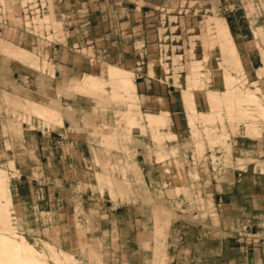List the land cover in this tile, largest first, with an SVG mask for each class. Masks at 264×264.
<instances>
[{
	"label": "rangeland",
	"instance_id": "obj_1",
	"mask_svg": "<svg viewBox=\"0 0 264 264\" xmlns=\"http://www.w3.org/2000/svg\"><path fill=\"white\" fill-rule=\"evenodd\" d=\"M20 1L27 5V15L33 21V33H27L25 36L27 39L21 42L25 45L19 46L20 42L14 44L6 39L1 41H7L13 47V51H19L21 48L28 54L25 57L9 55L10 57L29 61L35 66L39 59L46 64L49 44L62 41L63 35L67 37L68 33H71L70 30L75 29L74 34H78L79 25L74 21L72 13L76 14L80 7H73L69 2L65 5L63 0H48L49 4L42 0ZM134 2L166 4L164 7L147 9V13L154 19L152 20L154 26L150 28L156 29L155 32L160 35L157 46V49L161 48L160 54H155V45L151 40L144 43L141 38L136 39L138 41L134 39L131 44L136 47L135 51L140 53L149 43L145 55L141 56L138 53L135 56V61H138L135 65L137 69H130L131 66L124 64L119 65L114 57L113 61H110L112 64L108 65L105 64L109 62L107 59L100 58L98 60L100 65L104 68L105 66L117 68L122 78L114 81L108 73L102 77L85 74L82 77L85 90L80 93L74 89L73 92L77 96H87L88 102L85 107L90 118H95L99 114L103 116L100 123L88 117V122H85L83 127L88 128L85 133H89V136L84 134L80 136L76 128L67 130L65 137L66 143L88 142L97 150L95 157L98 166L89 165L86 169L87 175L94 182V186L88 190L94 192L95 196L87 199L83 205L88 210H101L103 215H97L95 222L88 217L87 228L90 230L89 234H93L98 226L96 221L101 220L102 224L110 223L111 218L105 213L109 214L111 209L117 206L120 209L128 208V215L125 213L120 219L127 220L131 217L136 228L146 225V229L151 231L152 238L154 236L152 264H155L157 257L161 261L160 264H217L204 259L202 253L213 246L215 252L217 250L220 252L218 244L201 242L206 241L205 235L221 236L222 233L218 232L217 228L222 224L227 226L228 221L222 220L223 217L217 212L218 201L211 188V174L214 169L207 166L208 161H221L223 165H234L237 169L244 170L247 167L242 166L240 156L245 158L244 161H250L252 157L250 153H247L246 157L240 154L238 142L234 143L237 137L261 136L260 143L264 144V45L258 48L260 55L256 56L254 66L244 65V70L227 20L231 22L250 20L248 23L250 29L254 35H257L258 31L264 41L262 28L255 29L261 23L256 22L254 18L259 13L264 14L261 7V3L264 6V0H121L122 6ZM139 3H136L137 6ZM4 4L7 5L6 0ZM7 9L8 7H5L4 10ZM124 9L126 11V8ZM14 10L16 15H19L21 8L16 7ZM109 15L111 14L107 13V16ZM175 15L177 17H174ZM103 22L102 31L112 33L110 23L106 24V20ZM113 30L115 32L114 28ZM31 35L35 36L33 41L30 39ZM75 35L71 33V37L76 38ZM69 44L67 38L66 46ZM21 46L30 49L33 54ZM117 47L124 48L120 43H117ZM34 54L40 55L37 57ZM206 56H210L211 59L210 73L206 74L201 63L199 75H191V66L202 62ZM74 63L77 65L76 61ZM147 69L152 77L174 85L181 92L182 103L184 95L194 94L197 104L195 105V99L191 105L183 103L190 125L189 133L183 137L185 140L183 147L187 159L191 162L186 159L189 166L186 167V174L180 185L166 186L165 189H161L162 191L157 185L144 184L138 162L143 156H138L136 151L138 143L145 147L142 155L154 153L160 158L163 156L161 151L165 149L160 147L163 146V140L175 138L169 132L162 133L164 128L169 130L166 126L169 120L168 112L163 111L157 121L149 120L148 115L143 114L138 104L134 77L147 73ZM71 79L79 82L77 72ZM43 81L39 78L38 84H42ZM18 82L26 87V79ZM16 85L18 89H22L17 82ZM243 93L254 95L249 105L241 102L239 95ZM30 104L41 105L46 109H36L32 114L31 110H27ZM70 109L72 108L66 105V110ZM23 122L31 128L45 131L59 123L62 125L59 108L47 98L45 89L42 93L34 94L0 90V178L3 181L0 185V233L12 239L24 236L25 241L40 253L41 262L45 264H115L110 261L109 249L101 239H90L81 245L78 254L77 251H71L70 254L66 252V243L65 245H57L51 241L48 243L43 237L45 231L41 234L31 230L30 216H26L20 210L17 213L11 210L8 201L9 183L7 173L4 171L6 169L3 168L5 164L1 160L6 156L3 147L8 149L12 142H18L20 139ZM207 147L210 148V153L206 152ZM258 154L264 156V152ZM170 155H174V151L170 152ZM255 170L256 172H253ZM255 170L251 168V174L262 177L264 181V163ZM78 207L80 208V204ZM35 217L33 215V218ZM47 220L48 218L40 216L34 221L33 227L41 226V223H46ZM240 225V231L226 238L230 239V245L238 247L248 257H252L253 251L257 254L259 251L262 253L264 222L245 219ZM191 228L195 230L191 231L193 230ZM179 229L184 232L185 239L179 238L182 234L178 232ZM47 233L56 242L59 236L63 237L62 233L53 231ZM192 244L196 246L191 247ZM1 255L0 264H15L12 262L13 259H4L5 256ZM247 264H251L250 261H247Z\"/></svg>",
	"mask_w": 264,
	"mask_h": 264
},
{
	"label": "crops",
	"instance_id": "obj_2",
	"mask_svg": "<svg viewBox=\"0 0 264 264\" xmlns=\"http://www.w3.org/2000/svg\"><path fill=\"white\" fill-rule=\"evenodd\" d=\"M42 1L49 4L48 0ZM63 1L65 5L66 2H69L73 7H80L76 14L72 13L74 21L79 25L78 34H74L75 29L70 30L76 38L71 37V33H68L67 37L63 35L62 41L49 44V56L46 59V64H43L39 59L35 66L29 61L0 53V90H17L34 94L42 93L45 89L47 98L59 108L62 119V125L58 124L46 131L31 128L23 122L18 142H12L8 149L3 147L6 156L1 161L5 164L3 168L6 170H3L7 173L9 183L10 208L14 213L20 210L21 213L30 216V229L41 234H44L45 231L46 236L43 235V237L46 242L51 241L57 245L66 243L67 253L77 251L78 254L83 243L97 238L106 243L112 263L152 264L154 236L152 238L151 231L146 229V225L136 228L131 217L127 220L120 219L121 215L125 213L128 215V208L120 209L117 206L111 209L109 214L105 213L106 216H110V223L102 224L101 220L96 221L97 229H94L93 234H89L87 218L91 217L95 222L97 215H103L101 210H88L83 205V202L85 203L87 199L95 196L94 192L88 190L94 186V182L87 175L86 169L89 165L98 166L95 157L97 150L88 142L74 143L71 141L66 143L65 137L67 130L76 128L79 130L77 133L80 136L83 134L89 136V133H85L88 128L83 127L84 123L88 122V117L90 118L85 107L88 102L87 96H77L73 92L74 89L79 92L85 90L86 87L82 83L83 75L93 74L98 77L107 75L106 66L104 68L98 63L100 58L107 59L109 62H105V64L108 65L112 64L110 61L112 62V57H114L119 65L124 64L131 66L130 69H137L135 65L138 61H135V56L140 51H135L136 47L132 46L131 42L138 38H141L144 43L150 40L152 43L154 42V52L160 54L161 48L157 49L160 35L155 32L156 29L150 28V26H154L152 24L154 19L149 15L150 13H147V9L164 7L166 4L164 2L156 4L134 2L122 6L121 0ZM4 2L5 0H0V41L6 39L14 44L21 43L27 39L25 36L28 35V32L29 34L33 33V21L27 15V5L26 3L22 4L20 0H6L7 5ZM136 3H139L138 6ZM5 7L8 9L4 10ZM16 7L21 8L19 15L15 13L14 8ZM261 7L264 9L262 3ZM89 8H96V10H89ZM107 13L111 15L107 16ZM254 18L256 22L261 23L255 29L258 30V27H261L264 33V14L259 13ZM103 20H106V24L110 23L112 33L102 31ZM249 21L246 19L243 22L227 20L244 70V65L254 66L253 62H255L256 56L260 55L258 48L264 45L258 31H256L257 35H254L250 29ZM70 29H72L71 26ZM34 37L31 35L30 39L33 41ZM67 38L69 46H66ZM117 43L122 44L124 48L117 47ZM20 45L25 44L21 43ZM148 45L149 43L141 49V56L147 53ZM26 49L30 51V49ZM31 53L33 54V52ZM34 55L39 57L40 54ZM75 61L77 65L74 63ZM76 72L80 78L79 82L71 79ZM146 72L134 77L138 104L144 111L168 112L169 120L166 126L169 130L164 128L162 133L169 132L175 138L163 140V146L160 147L165 149L161 151L163 156L160 158L154 153L142 155L145 147L138 143L136 151L138 156H143L139 158L138 162L144 184L157 185L162 191L161 189H165L166 186L180 185L186 174L185 170L189 164L184 153L185 140L183 137L189 133L190 125L184 111L181 92L174 85L149 75L148 69ZM23 78L26 79V87L18 82ZM39 78L44 80L41 82L42 84H38ZM16 82L22 89H18ZM194 99L195 105H197L195 95ZM66 105L72 109L67 111ZM102 118V114H99L90 119L100 123ZM260 137L240 135L234 142H238L241 155L246 157L247 153H250L249 155L252 157L250 161H244L245 158L240 156L241 162H243L242 166L247 167L244 170L237 169L234 165H223L221 161H208L207 166L214 169L211 174V188L218 201L217 212L223 217L222 220L228 221L227 226L222 224L217 228V231L222 233L221 236L205 235L206 241L201 242L202 244H218L220 252L218 250L215 252L213 246L202 253L204 259L213 263L247 264V261H250L251 264L257 262L264 264V249H262V253L259 251L258 254L253 251L252 257H248L238 247L231 246L230 239H226L240 231V224L245 219L264 222V181L262 177L251 174V168L255 170L260 168L261 163H264V156L258 154V152H264V144L260 143ZM142 139L145 140V138ZM142 139L138 138V140ZM172 151H174V155H170ZM210 151V148L207 147L206 152L210 153ZM165 152L169 155L164 154ZM189 162L191 161L189 160ZM78 204H80V208ZM33 215L36 217L33 218ZM40 216L46 217L48 220L34 228V221H37ZM51 231L62 233L63 237L59 236L56 242L47 233ZM178 232L182 233L179 236L180 239L186 238L181 229ZM193 246L195 247L196 244H192L191 247Z\"/></svg>",
	"mask_w": 264,
	"mask_h": 264
},
{
	"label": "bare ground",
	"instance_id": "obj_3",
	"mask_svg": "<svg viewBox=\"0 0 264 264\" xmlns=\"http://www.w3.org/2000/svg\"><path fill=\"white\" fill-rule=\"evenodd\" d=\"M13 47L7 42V41H1L0 43V53L6 56H14L16 55V57H25L26 55H28L26 53V51L24 49L19 48V51H13L12 49ZM18 49V48H17ZM210 56H206L205 59L202 62H197V65H193L191 66V75H199V69L201 68L200 64L202 63V68L205 69L206 74L210 73ZM106 71L108 73V75L113 78L114 81H118L120 80L121 77V72H119V70L113 66H109L108 68H106ZM122 73H124L122 71ZM126 75H128L127 73H125ZM88 76V75H87ZM190 76V75H189ZM81 77V76H80ZM93 77V76H90ZM94 78V77H93ZM110 78V79H111ZM86 79V78H85ZM90 79V78H89ZM87 79V81L89 80ZM95 79V78H94ZM127 79V78H126ZM92 80V79H91ZM97 80V79H96ZM125 80V79H124ZM85 81V80H84ZM128 81V80H127ZM112 82V81H111ZM132 82V81H131ZM130 82V83H131ZM118 83V82H117ZM125 83V82H124ZM99 84V82H98ZM129 84V83H128ZM95 86V85H94ZM123 86V85H122ZM132 86V85H131ZM93 87V86H92ZM130 87V86H128ZM98 88V87H97ZM135 88V87H134ZM130 89V88H129ZM132 90V88H131ZM192 92V91H191ZM251 95V93H250ZM249 94L244 95V93L242 95H239L240 100L242 103H244L245 105H249L248 103L253 101V97L254 95L250 96ZM138 101V100H137ZM194 101V94H186L183 97V103L185 105H191V103ZM244 105V106H245ZM260 106V105H259ZM36 109H46L44 106L41 105H31L27 110H31L34 114L36 111ZM143 114L146 113L148 115V119L149 120H156L163 114V111H159V112H150V111H144L142 110ZM29 113V112H28ZM38 113V112H37ZM40 116V115H39ZM43 116V115H42ZM163 117V116H162ZM161 117V118H162ZM161 120V119H160ZM159 120V122H160ZM58 121V120H57ZM60 121V120H59ZM155 122V121H154ZM60 124V123H59ZM2 175H4L2 173ZM4 177V176H3ZM2 179L0 178V185L3 184L2 183ZM7 182V181H4ZM7 184V183H6ZM7 186V185H6ZM7 189V187H6ZM1 191V190H0ZM4 192H8V191H4ZM2 191V193H4ZM9 193V192H8ZM6 193V194H8ZM5 196V195H4ZM6 200V199H5ZM9 201V200H8ZM3 202V201H2ZM4 205V204H3ZM5 206V205H4ZM6 216V215H5ZM3 219V218H2ZM7 219V218H6ZM77 228V227H76ZM4 230V229H3ZM20 239H12L2 233H0V254L4 255L5 257H2L5 259H13L12 262L15 264H45L44 262L42 263L40 256V253H38V251L33 247V245H31L30 243L25 241V237L24 236H20ZM48 244V243H47ZM159 255V254H158ZM2 259V258H1ZM156 259V257H155ZM162 259V258H161ZM11 262V261H10ZM41 262V263H39ZM160 259L157 257V260H155V264H160Z\"/></svg>",
	"mask_w": 264,
	"mask_h": 264
}]
</instances>
